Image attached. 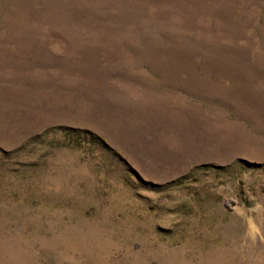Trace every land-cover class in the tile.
<instances>
[{"label":"rangeland","instance_id":"obj_1","mask_svg":"<svg viewBox=\"0 0 264 264\" xmlns=\"http://www.w3.org/2000/svg\"><path fill=\"white\" fill-rule=\"evenodd\" d=\"M0 264H264V0H0Z\"/></svg>","mask_w":264,"mask_h":264}]
</instances>
